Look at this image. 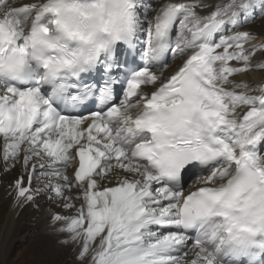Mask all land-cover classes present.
I'll return each mask as SVG.
<instances>
[{
  "label": "snow or ice",
  "instance_id": "1",
  "mask_svg": "<svg viewBox=\"0 0 264 264\" xmlns=\"http://www.w3.org/2000/svg\"><path fill=\"white\" fill-rule=\"evenodd\" d=\"M260 18L264 0H0L11 209L43 211L76 264H264V82L236 79L264 72Z\"/></svg>",
  "mask_w": 264,
  "mask_h": 264
},
{
  "label": "bare ground",
  "instance_id": "2",
  "mask_svg": "<svg viewBox=\"0 0 264 264\" xmlns=\"http://www.w3.org/2000/svg\"><path fill=\"white\" fill-rule=\"evenodd\" d=\"M263 75H264V72L253 71V72H250V73H248V74H246L244 76H238V77H236V79L246 80L247 82H249L251 84H257V83H261L262 82V76ZM4 194H5V192L3 191L1 196H0V203H1V201L5 200ZM33 215L34 214H32L30 212L29 213H25V218L28 217V216L31 217ZM5 220L6 221L3 223V227L2 228H7L8 235L11 236L13 233H15L14 231L17 229L18 224H16V223L14 224V222H13L14 221V212L10 211L9 207H8V211L6 212V219ZM45 223H46V219H45V216H43V214L39 218H37L35 220V228H38L39 231H40L39 235H37L35 239H36V241L43 242L39 246H43V250H42L43 254L42 255H43V259L45 260L44 262H47V263L49 262L50 263V261H52L54 263V261H55L54 258H56V255H55L54 251H56L57 255L59 254V256L62 255V256H67L68 257L69 253L67 252V250L62 249V248H57L54 245V241L43 233V231L46 230ZM22 227H24V226H20L19 225V229L18 230H20ZM8 241H9L8 239L3 240V242H2L3 245H1V247H3V249H4V246L6 245V243ZM11 246H12V244H11ZM65 263L67 264L66 259H65ZM69 264H74V263H69Z\"/></svg>",
  "mask_w": 264,
  "mask_h": 264
},
{
  "label": "rangeland",
  "instance_id": "3",
  "mask_svg": "<svg viewBox=\"0 0 264 264\" xmlns=\"http://www.w3.org/2000/svg\"><path fill=\"white\" fill-rule=\"evenodd\" d=\"M262 27H264V18H260V19H258L255 23H253V24H250V27L249 28H251L253 31H260L261 29H262ZM262 72V71H261ZM0 196H1V194H0ZM4 201V202H3ZM3 201H1V203H0V205H5V200H3ZM7 210H8V203H7ZM0 212H2L3 214H5V212H6V210L5 209H2V211H0ZM0 220H1V216H0ZM19 225L17 226V229L14 231L16 234L19 232ZM15 233H13L11 236L12 237H14L13 238V240L14 241H17L18 240V237H15L16 236V234ZM1 239V238H0ZM37 242V243H36ZM41 243H43V242H40V241H36V239L33 241V246H34V249L36 250V253L33 255L34 257L33 258H29V261L28 262H26V259H25V263L24 264H48L47 262H44L45 260L43 259V246H39ZM11 242L10 241H8L7 243H6V245L4 246V249H6L5 250V252H6V254L7 255H9V256H11L12 255V252H13V250H14V252L19 248V246H16L15 248H13L12 246H11ZM1 245H3V244H1ZM33 246L32 245H29V248H33ZM37 248H36V247ZM9 247V248H8ZM11 247V248H10ZM21 248H23V250H21V251H18V253H15L14 255H13V257H15L17 254L18 255H20L21 254V256H23L24 254H26L27 253V249L25 248V246H22ZM11 250V251H10ZM0 252H1V250H0ZM8 252V253H7ZM20 252V253H19ZM10 253V254H9ZM54 253H55V255H56V258H54L55 259V261H54V263L52 262V261H50V263L49 264H66L65 263V259L67 258V256H62V255H60L59 256V254L57 255V252L56 251H54ZM1 255H2V253H0V264H3V259H1ZM3 255H4V253H3ZM42 255V256H41ZM64 258V259H63ZM14 260V259H13ZM13 260H11L10 262L8 261V264H13ZM20 261H23V259L21 258L20 259ZM5 264H7L6 262H5ZM67 264H69L68 262H67Z\"/></svg>",
  "mask_w": 264,
  "mask_h": 264
}]
</instances>
